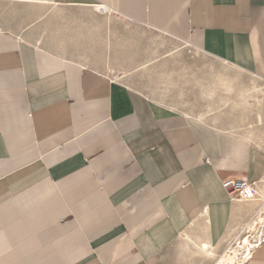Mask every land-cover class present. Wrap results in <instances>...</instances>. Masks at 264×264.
<instances>
[{
    "label": "crops",
    "instance_id": "0c3cea01",
    "mask_svg": "<svg viewBox=\"0 0 264 264\" xmlns=\"http://www.w3.org/2000/svg\"><path fill=\"white\" fill-rule=\"evenodd\" d=\"M51 1L114 18L85 62L54 48L40 19L0 26V264H214L260 204L231 200L222 180L255 181L264 196V147L238 115L264 112V97L258 111L234 106L240 81L251 102L264 96V0ZM160 37L250 81L231 78L225 107L222 86L207 96L210 76L186 64L140 72ZM240 264H264V242Z\"/></svg>",
    "mask_w": 264,
    "mask_h": 264
},
{
    "label": "bare ground",
    "instance_id": "6f19581e",
    "mask_svg": "<svg viewBox=\"0 0 264 264\" xmlns=\"http://www.w3.org/2000/svg\"><path fill=\"white\" fill-rule=\"evenodd\" d=\"M2 3L6 4V8H4V13L6 14H10V13H14L18 11V7L19 6H23L24 9L28 8V7H35L34 9L40 8L42 10H44L43 12H47V17L44 19H42L38 24V26L44 30H48L49 26L48 24L52 21L50 18V13H54V15H59L60 18L64 17L63 23L60 25L62 26V30L64 33L67 34V37H71V41L73 44H78L81 45L82 42H86V43H92L94 41L95 38L94 35H96L97 33H99V31H103V30H108L110 28V22L111 20L114 18V16L111 13V10L106 7V6H96V7H90L89 11H85L87 12V14H82V15H76V14H71L69 15V18L65 17V12L64 10L62 11L60 7H57L54 2H52L51 0H0V4L2 5ZM86 6V5H84ZM82 8V7H81ZM84 8V7H83ZM82 8V9H83ZM30 9V8H29ZM85 9V8H84ZM83 9V10H84ZM46 10V11H45ZM85 10H88V8H86ZM25 11V10H24ZM33 11V10H31ZM81 12V11H80ZM90 12V13H89ZM84 13V12H82ZM16 14V13H15ZM33 14V13H31ZM40 14V13H39ZM11 15V14H10ZM28 16V14H27ZM17 17V16H16ZM55 17V16H54ZM55 20V19H54ZM60 20V19H59ZM58 21V19H57ZM114 22V21H113ZM59 23V22H58ZM61 23V22H60ZM34 24V23H33ZM1 26V25H0ZM58 26V25H57ZM56 26V27H57ZM124 26H126V24H124ZM52 27V26H51ZM54 27V26H53ZM127 27V26H126ZM131 27V26H130ZM41 29V30H42ZM40 30V32H41ZM51 30V28H50ZM56 30V29H55ZM34 31V30H33ZM39 31V30H37ZM134 31V30H133ZM32 32V31H31ZM61 32V31H60ZM45 33V31H44ZM56 33V32H55ZM58 33V32H57ZM125 33V32H124ZM128 33V32H127ZM52 34V33H51ZM60 34V33H59ZM106 34V33H105ZM49 35V34H48ZM53 35V34H52ZM109 35V34H108ZM118 35V34H117ZM61 36V35H60ZM128 36V35H127ZM53 37V36H52ZM59 37V36H58ZM45 38V37H44ZM143 38V37H142ZM47 39V38H46ZM45 39V40H46ZM49 39V38H48ZM53 39V38H52ZM56 39V42L54 40L53 46L54 48L56 47L57 49H62L65 47L66 45V41L67 39L64 38L63 40L60 39ZM109 39V38H108ZM111 39V38H110ZM153 41L155 43H157V36L155 37H149V41ZM159 44L161 46H163V53L157 54L154 53L151 54L152 57L149 58V64L147 62L144 63V66L141 70H139L140 72H144L146 74H150V73H159V75L168 77L173 73V66L174 65H170L171 61L173 62L174 57L176 58V56H178V54L180 53V48L178 44H172L171 47L169 46H164V42L165 40L163 38H159ZM47 41V40H46ZM53 41V40H52ZM51 41V42H52ZM69 41V40H68ZM69 41V42H71ZM118 41V40H117ZM120 41V40H119ZM50 42V43H51ZM98 43V42H97ZM114 43V42H113ZM43 44V42H42ZM47 44V43H46ZM50 45V44H49ZM169 45V44H168ZM52 46V45H51ZM67 46V45H66ZM152 46V45H151ZM79 47V46H78ZM103 47V46H102ZM107 47V46H106ZM114 48V47H113ZM112 48V49H113ZM77 49V48H76ZM83 49V48H82ZM147 50V49H146ZM148 52V51H147ZM157 52V51H156ZM146 53V52H145ZM89 54V53H88ZM147 54V53H146ZM150 54V52H149ZM63 55V54H62ZM94 55V54H93ZM148 55V54H147ZM68 56V55H67ZM81 57V59L79 58ZM90 57V56H89ZM76 58L80 61H87L88 56L86 52H79L78 56H76ZM92 58V56H91ZM90 58V59H91ZM147 58V57H146ZM156 60L158 59V61H160L159 64V68H153L152 64L150 65V62L152 60ZM94 60V59H93ZM180 60V59H178ZM182 60V59H181ZM146 61V60H145ZM83 62V63H84ZM183 62V61H182ZM82 63V64H83ZM126 63V62H125ZM174 63H176L174 61ZM101 64V63H100ZM148 64V65H147ZM180 64V63H179ZM184 64V63H183ZM93 65V64H92ZM91 65V66H92ZM234 65V64H233ZM94 66V65H93ZM99 66V64H98ZM105 66V65H104ZM170 66V68H168ZM179 66V65H178ZM213 68L211 71L208 72V76H210L211 81L213 83L209 84L207 86V88L204 90L203 93H205L207 96H211L212 93L215 92L216 88L222 86L223 92H224V98L221 100L222 105L223 106H227L228 103H230V99L226 97V95H228L229 93L232 92V85H231V78L234 76H229V74L227 75L225 72V66L223 68H217V67H213V65H211ZM235 66V65H234ZM236 67V66H235ZM96 68V67H95ZM106 69V68H105ZM181 72H185L187 71L185 68V65L181 66ZM233 70V69H232ZM237 70H235L236 72ZM240 71V70H238ZM231 72V71H230ZM242 72V70H241ZM240 73V72H238ZM237 73V74H238ZM236 74V73H235ZM237 76V75H236ZM235 76V78H236ZM249 76V75H248ZM159 77V76H158ZM185 78V77H184ZM159 79V78H158ZM160 82V80H159ZM216 82H218V85L216 84ZM231 82V83H230ZM235 82V81H233ZM241 86L239 89V93H236V99L237 101L235 102L234 106L236 108H239L240 111H248L249 107L251 105V101L249 100L250 96V92H252V88H254V86H245L242 84V82L240 81ZM233 84V83H232ZM166 88V85L164 86ZM183 87V86H182ZM198 87V86H197ZM204 87V86H203ZM256 88V87H255ZM256 90H258V92H260L261 94L264 93V87L262 88H256ZM254 90V92L256 91ZM257 92V91H256ZM256 94V93H255ZM263 96V95H262ZM206 98V96H204ZM264 97V96H263ZM209 98V97H208ZM251 99V98H250ZM255 102L258 100L256 97L254 98ZM262 101V100H261ZM205 102V101H204ZM221 104V103H220ZM264 104V103H263ZM258 109H260V104L257 105ZM213 105L211 104V102L207 103V109H212ZM243 113V112H242ZM243 116L240 114V119ZM255 117H256V122L259 124H262V115L261 112H255ZM215 261V260H214ZM232 256L230 254H224L223 256H220L219 259H217L215 261L214 264H230L232 263Z\"/></svg>",
    "mask_w": 264,
    "mask_h": 264
},
{
    "label": "rangeland",
    "instance_id": "374dc122",
    "mask_svg": "<svg viewBox=\"0 0 264 264\" xmlns=\"http://www.w3.org/2000/svg\"><path fill=\"white\" fill-rule=\"evenodd\" d=\"M4 5L6 6V4H4V3H2V5L0 4V25H1L2 28H9V29L17 30V31L18 30L22 31V29L28 28V26H30L32 22H36L39 19L42 20V19H44V17L45 18L47 17L46 14H47L48 11H46V10H45L46 12H43L44 10H42L40 8H37V7H36V9H34L35 7L34 8L33 7L32 8L28 7L26 9H24L22 5L18 7V11L17 12L10 13L11 15L10 14H6V13L3 12L4 8H6ZM69 8L73 9L74 7H69ZM31 10H33V11H31ZM31 13H33V14H31ZM67 13L68 14L65 15L66 18H69L70 17L69 15H71V14L79 13V15H82V14H86L87 12L82 13V10L74 9L73 12L69 11ZM27 14H28V16H27ZM57 14L54 15V13H52V12L50 13L49 20L51 19L52 21L48 24L49 29L51 28V29H53L54 32H56V31L58 32V36L59 37L57 36V39L63 40L64 38H66L67 39L66 45L67 46H72V49L76 52L75 55H78L79 52H88L89 43L82 42L81 45L73 44L74 42L72 43L71 37H69V36L67 37V34L64 33L63 30H62V26H60L63 23L62 20H64V17L60 18V16L57 15ZM57 19H58V21H57ZM139 31L143 32V33H146L148 35H151V34L154 33L153 31H149L148 29L143 28V27H140ZM30 33L31 32H28L27 35H29ZM55 38L56 37H51V40H55ZM68 40L71 41V42H69ZM165 42L166 43H170L169 41H165ZM146 44H147V42L143 41L142 44H141V45H143L142 48L144 46H146ZM159 50L162 51L163 48H159ZM144 59H145V57L143 58V60ZM178 59H180V60H178ZM174 61L176 63H174ZM183 63H184V65L186 64V65L190 66V69H192L193 71L195 70V71H197L199 73H204V75H206V76H207L208 72L213 69V68H211L212 67L211 65H214V66L216 65L215 62L213 63V59L212 58L205 57V56H195L188 49H182L180 51V53L178 54V56H176V58L174 57L173 62L171 61L170 65L171 64L174 65V67L177 70H179V68L183 65ZM130 66H132L131 63L126 64L127 68H124L125 70H123V71H125L127 73L131 72L130 76L133 77V79L139 78L140 74L138 72H136V71H133V68H131ZM190 69H189V71H191ZM225 70H226L225 73L227 75L229 74V76H234L235 77L237 75L236 77H239L241 79L243 78V80H245V81H247V80L250 81L249 80L250 76H248L246 74H243L241 72L238 73L237 71L235 72L234 69L233 70L232 69H225ZM185 90L188 91V93H190L192 97L197 96V94L199 93V88L197 86L188 85V86L185 87ZM172 91H173V93H177L178 89L174 88V90H172ZM258 94L254 95L255 97H257L258 100L256 102L255 101L250 102L251 104H254L255 111H258L257 110L258 109L257 105L261 104V100L260 99L263 98L262 95H258ZM261 113H262V117H263L262 124H259V123L255 122V112H243V113L239 112L238 115L241 114L245 118L244 122H241V125H242L241 128H243V131H247V133L249 135H251L252 139L256 143H258V144H260L261 146L264 147V112H261Z\"/></svg>",
    "mask_w": 264,
    "mask_h": 264
},
{
    "label": "built area",
    "instance_id": "2783aa9c",
    "mask_svg": "<svg viewBox=\"0 0 264 264\" xmlns=\"http://www.w3.org/2000/svg\"><path fill=\"white\" fill-rule=\"evenodd\" d=\"M222 187L231 200H251L260 202L254 219L243 225L225 243L223 254H230L234 264H240L252 251L264 242V196L257 189L255 181L246 178H227Z\"/></svg>",
    "mask_w": 264,
    "mask_h": 264
}]
</instances>
